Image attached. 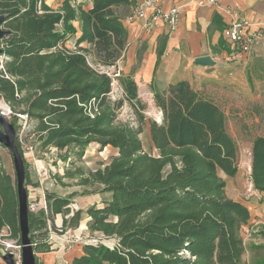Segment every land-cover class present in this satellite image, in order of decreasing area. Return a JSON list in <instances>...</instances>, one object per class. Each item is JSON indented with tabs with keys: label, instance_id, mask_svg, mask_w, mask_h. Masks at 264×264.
Returning a JSON list of instances; mask_svg holds the SVG:
<instances>
[{
	"label": "trees",
	"instance_id": "obj_1",
	"mask_svg": "<svg viewBox=\"0 0 264 264\" xmlns=\"http://www.w3.org/2000/svg\"><path fill=\"white\" fill-rule=\"evenodd\" d=\"M132 3L91 0L85 7L83 1L63 0L54 8L45 0H0V98L8 103L14 124L18 114L35 120L33 132L41 147L65 150L63 158L72 151L82 157L92 142L119 150L103 167L89 172L66 169L57 175L59 180L77 177L79 184L92 188L85 192L110 193V198L102 207L71 212L76 192L62 196L46 191L47 209L28 214L34 249L51 250L48 240L37 238L49 233L48 220L56 228L57 214L71 213L63 219L64 228L78 227L87 214L89 228L116 243H84L83 252L67 264H264V254L250 262L244 259L242 226L250 212L227 196L220 175L234 176L239 170V145L226 111L188 80L164 90L153 86L163 117L150 120L158 154L147 152L140 138L146 104L139 97L134 70L117 77L124 97L113 100L114 75L92 63L117 66L124 57L128 29L119 8ZM72 37L74 47H69L66 41ZM161 54L159 50L157 64ZM125 101L137 114V126L117 121ZM16 142L23 155L18 137ZM251 153L250 178L254 189L263 192L264 135L253 138ZM4 226L21 244L17 178L7 172L0 156V229Z\"/></svg>",
	"mask_w": 264,
	"mask_h": 264
},
{
	"label": "rangeland",
	"instance_id": "obj_2",
	"mask_svg": "<svg viewBox=\"0 0 264 264\" xmlns=\"http://www.w3.org/2000/svg\"><path fill=\"white\" fill-rule=\"evenodd\" d=\"M92 63L97 68L109 71L114 75L115 79L113 80L110 97L113 100L123 98V89L117 79L121 74L118 67L104 66L96 62ZM3 64L4 55L1 54L0 71L3 69ZM226 69L228 68H223V73L217 76L196 80L191 86L198 90L202 96L217 102L230 117L229 129L236 139L240 150V170L235 177L229 179L230 183L231 180L233 181V186L236 190L249 183L253 138L256 135H264V55L251 58L244 68H239L238 66V68L233 70ZM232 74L235 80L232 78ZM141 100L146 104L145 109L142 111L145 115V123L140 133L143 148L147 152L158 154V150L151 141L150 120L160 121L163 113L157 108L154 100L145 94L142 95ZM2 105L5 106V109L8 107V103L0 98V111L3 109ZM18 116L20 120L15 125L12 112L7 110V119L16 127V136L19 138L23 155L27 161L29 177L26 179V186L28 188L30 210L38 213L43 209H47L46 191H54L62 196H68L72 192H76L74 198L79 196L91 197L93 193L85 191H90L92 188L79 184L77 177L64 176L62 180H59L57 175H64L66 169L72 171L82 169L84 172H89L103 167L113 156L118 155L119 150L110 145L101 148L100 144L92 142L87 146L82 157H77L72 151L67 158H63L61 155L66 153L65 150H59L54 146L41 147V141L38 139L36 132H33L35 120H30L27 116L22 117L20 114ZM117 121L130 122L135 126L139 124L137 114L128 101H125L123 106L118 109ZM0 156L7 172L15 178L13 156L9 149L2 144H0ZM220 175L222 178L226 177V174L222 171ZM79 204V199L78 202L72 200L69 204L71 212L81 209ZM92 205L94 204H86L84 209ZM70 215L71 213L66 216L57 214L54 221L56 228H53L51 220H48L49 233L45 236L39 234L37 239L48 240L51 243V250L49 252H38L34 249L37 264H49L47 261L49 255H54V258L52 257L51 259L52 264H67L68 259L72 255V245L77 244L76 242L84 244V241L88 239H97L110 247L115 245V238L105 237L98 232L92 231L89 226H85L84 220L78 227L64 228L62 226L63 219L68 218ZM246 241L247 245H249L252 240L247 237ZM8 253H13V259L16 262H21L22 249L20 239L18 236H13L8 226H4L0 229V262H7L4 255ZM40 253L46 254L41 255ZM250 255L251 252H246L245 256L249 258L251 257Z\"/></svg>",
	"mask_w": 264,
	"mask_h": 264
},
{
	"label": "crops",
	"instance_id": "obj_3",
	"mask_svg": "<svg viewBox=\"0 0 264 264\" xmlns=\"http://www.w3.org/2000/svg\"><path fill=\"white\" fill-rule=\"evenodd\" d=\"M78 1L85 2V7L91 5V0ZM142 1L133 0L131 5L119 8L123 23L128 29V44L124 57L117 63L119 73L128 74L134 70L140 98L145 94L154 100L153 86L164 90L178 80H188L193 85L196 80L223 73V68H244L251 58L264 55V42L249 54H234L223 36L225 27L239 18L253 23L255 28H264V0H161V7L165 11L173 6L180 8L179 25L172 31L163 20L149 29H146L144 21L140 19L130 20V14ZM45 2L57 8L63 0ZM74 24L79 27L78 21ZM74 40L75 37L67 40L66 45L74 47ZM81 45L88 46V43L82 42ZM159 50H162V54L157 64ZM232 78L235 80L234 76ZM235 176L224 177L225 192L228 197L242 202L249 209L250 219L242 226V235L246 245L247 237L252 240L246 250L247 253L251 252V257L246 258V252L244 254V259L250 262L264 254V248L257 247L264 245V191L254 189L251 178L248 184L235 190L233 181L230 183L229 180ZM109 198L110 193H95L91 197L79 196L72 200L78 202L79 199V207L86 210V204L102 207ZM90 219L89 215H84L85 226H88ZM76 243L72 245V255L67 263L83 252V244ZM53 256H48L49 264Z\"/></svg>",
	"mask_w": 264,
	"mask_h": 264
},
{
	"label": "built area",
	"instance_id": "obj_4",
	"mask_svg": "<svg viewBox=\"0 0 264 264\" xmlns=\"http://www.w3.org/2000/svg\"><path fill=\"white\" fill-rule=\"evenodd\" d=\"M161 0H143L137 4L129 16L130 20L144 21L146 29L153 27L159 20H163L169 29H177L180 22V8L173 6L165 11L161 7ZM223 36L229 43L234 54H249L256 46L264 42V28L254 27V24L244 18L235 19L223 30ZM1 56V55H0ZM11 112V110L7 109ZM25 117V115L20 114ZM85 243H99L97 239H88Z\"/></svg>",
	"mask_w": 264,
	"mask_h": 264
},
{
	"label": "water",
	"instance_id": "obj_5",
	"mask_svg": "<svg viewBox=\"0 0 264 264\" xmlns=\"http://www.w3.org/2000/svg\"><path fill=\"white\" fill-rule=\"evenodd\" d=\"M2 18H0V38L2 37L3 31L1 28ZM2 50L0 48V55ZM9 107V105H8ZM16 128L7 119V111L3 109L0 111V144L4 145L9 149L13 156L15 173L17 178V191L19 199V210H20V228H21V249H22V260L16 262L13 259V253L4 255L7 260L6 263L0 262V264H37V257L34 250V246L30 237L29 229V194L26 182V166L22 153L16 142Z\"/></svg>",
	"mask_w": 264,
	"mask_h": 264
},
{
	"label": "bare ground",
	"instance_id": "obj_6",
	"mask_svg": "<svg viewBox=\"0 0 264 264\" xmlns=\"http://www.w3.org/2000/svg\"><path fill=\"white\" fill-rule=\"evenodd\" d=\"M6 106H7V105H6ZM2 107H3V110H4V111H7L8 107H6V109H5V106L2 105ZM1 109H2V108H1Z\"/></svg>",
	"mask_w": 264,
	"mask_h": 264
}]
</instances>
